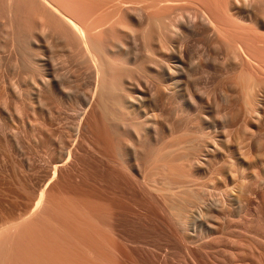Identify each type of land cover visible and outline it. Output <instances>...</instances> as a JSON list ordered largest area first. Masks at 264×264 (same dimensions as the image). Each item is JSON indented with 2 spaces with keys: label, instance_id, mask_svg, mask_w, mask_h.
Segmentation results:
<instances>
[{
  "label": "rangeland",
  "instance_id": "rangeland-1",
  "mask_svg": "<svg viewBox=\"0 0 264 264\" xmlns=\"http://www.w3.org/2000/svg\"><path fill=\"white\" fill-rule=\"evenodd\" d=\"M42 1L0 0V230L6 232L15 219L21 222L33 211L32 215L39 216L43 235L54 232L55 237L39 234L41 238L35 241L38 230L33 238L29 225L33 243L16 242L14 234L26 236L29 232L19 230V224L16 231L8 230L10 235L0 243V253L5 250L0 264L13 258L12 264H39L34 256L41 251H45L40 253L45 264H61L63 260L62 264H75L74 260L79 261L76 264H264V100L261 98L259 104L260 117L244 113L241 98L235 96L240 92L230 85L240 73V58L228 37L224 40L215 31L210 35V29L200 28L171 39L162 26L167 21L162 20L166 10H171L163 3L167 5L169 0L159 5L154 0L156 4H152L160 7L162 3L165 9L160 8L166 12L159 17L149 14L152 22L143 15V23L130 18L128 9L142 5L143 12L146 2L153 0H46L56 11ZM119 1L125 6L118 7L122 10L120 19L117 9L110 14L121 22L113 23L114 28L98 29L102 32L94 28ZM190 1L198 7L203 3V11L196 6L197 12L189 5L199 15L209 7L211 12L219 1V8L226 13H222L223 21L232 13H248L233 6L235 0H187L185 6L192 4ZM246 1L256 16H264V0ZM128 4L132 5L128 8ZM190 10L186 13L194 14ZM58 12L88 26L89 33L93 32L90 42L94 48L98 46V52L108 48L107 54L100 51L104 67L99 79L94 78L93 63L77 43V36L68 31L65 16L59 17ZM160 15L163 28L158 25ZM231 15L237 30L249 24L246 26L253 25V30L264 35L262 25L238 21ZM123 42L131 51H117L116 45ZM187 44L195 54L194 63L202 61L203 69L193 72L195 84L183 78L178 85H171V94L156 91L155 99L141 101L143 108H155L156 116L149 120L152 126H147L145 117H139L140 100L132 95L134 112L128 113L123 95L131 92L136 81L143 84L144 67L155 70L143 61L146 49L152 47L160 58H167L171 46L179 49ZM195 154L204 162L190 166ZM43 191L42 200L48 198L49 206L41 202L50 209L48 214L37 201ZM36 202L40 211H36ZM63 214L69 224L64 223ZM45 215L54 227L43 219ZM58 222L64 223L60 225L64 230ZM31 224L33 227V220ZM22 236L21 240L31 238ZM9 239L14 240L12 245ZM41 239L50 242L46 244L52 251ZM15 244L18 247L12 249ZM63 246L71 254L66 248L63 252ZM47 248L55 255H44ZM6 251L13 255L7 256Z\"/></svg>",
  "mask_w": 264,
  "mask_h": 264
},
{
  "label": "bare ground",
  "instance_id": "bare-ground-1",
  "mask_svg": "<svg viewBox=\"0 0 264 264\" xmlns=\"http://www.w3.org/2000/svg\"><path fill=\"white\" fill-rule=\"evenodd\" d=\"M45 2H46V0H44ZM157 2V4L159 5V3H160V1L162 2V0H156ZM170 1V0H169ZM168 1V2H169ZM173 1V2H172ZM177 1V0H176ZM179 1V0H178ZM175 2V0H171V2H169V3H171V4H168V2L166 3L167 5H165L163 2V5L164 6H166V9H170V8H167V7H171V10L173 11V13H172V15L170 14V12H172L171 10H166V11H168V12H166V14L164 15V11L162 12V10H161V6H162V3L160 4L161 6L159 7L158 5L155 7V1L153 0L152 2H146V3H148L147 5L149 6V8L151 7L152 9H147V10H149L148 12H147V10L145 9V7L147 6L145 3V5H144V8L142 7V9L145 11V12H147V15H146V13H144L143 14V12H141L142 10H141V4H139V5H141L140 6V9H137V7L139 8V6H137V5H135V6H137V7H134V5H133V7H131L130 9H128L132 4H128L129 6H128V10H129V17L130 18H132V19H135V20H137L138 22H142L143 21V18L145 17H147L149 14H151V16H153L154 17V15L157 17V15H158V17H159V13L162 15H164L163 16V19L161 18V15H160V20L162 19L163 21L166 19L167 21H164V22H166V23H164L162 20L159 22V19L157 20V18H156V20L160 23V24H158L159 26H161L162 24H161V22H163L164 24L162 25V26H164V28L163 29H165V32L166 33H168L169 35H171V39L172 38H176V37H178V36H183V33H185V32H188V33H195V32H198L199 30H200V28H202L203 30H205V29H210L211 30V32L213 31H215V34L216 35H221V38H223L224 36H227L228 38V40H229V42L228 43H232V46L234 45V47H235V49H236V51H237V53H238V57L240 58H238L239 59V62H240V73H238V76H234V77H237L236 79H234L233 80V82L230 84V85H232V89H234V90H236L235 92H238V94H239V92H240V94L239 95H235V96H238V97H236V98H241V101H242V107L244 108V113H246L247 114V116L248 117H260L261 115V112H260V102H261V98L264 100V35L263 34H261V32L260 31H256V29L255 30H253L254 29V26L252 25V27H249V26H246V25H249V24H245V27H244V25H243V30H240V31H243V32H240L239 30H237L238 28H236L235 27V25H234V23H233V20L232 19H234V18H229L230 17V15L229 14H227V15H229V16H227L225 19L226 20H224L223 21V19L221 20V17L223 16L222 15V10H221V8H219L220 7V5H222V4H220L219 3V1L218 2H215V3H217L216 4V6L214 5L213 6V4L214 3H210V5H212L213 6V10H215V11H211L212 13H214L215 12V14L216 15H213L211 12H210V9H212V7H209V6H207L206 5V8H208L209 7V10L206 12V9H205V12H203L202 13V9H204V6H203V8L201 9V7H202V4L200 3V5H201V7L199 6L198 7V5L196 4V6H197V9H201L202 11H199L200 12V15L199 14H197L196 12H197V10H196V6H193V2L192 1H190V2H192V4H187L186 6H185V4L187 3V0H184L183 2H184V4L182 3V2H180V4H179V2ZM189 1V0H188ZM204 1V0H203ZM213 1V0H212ZM227 1V0H226ZM225 1V2H226ZM45 2H43L42 1V4L44 5V3ZM47 2H49L48 0H47ZM46 2V3H47ZM50 2H51V0H50ZM53 2V1H52ZM55 2V1H54ZM159 2V3H158ZM189 2V3H190ZM195 2V1H194ZM198 2H200V1H198ZM220 2H222V1H220ZM248 1H246V0H235V1H233V6L235 5L239 10L240 9H244V10H246V11H248V13L246 12V14H243V13H232L234 16H235V18L236 19H238V21L240 20V21H244V22H247V21H249V22H251L252 24H254V25H256V26H258L259 24L260 25H262L263 27H264V16H260V17H258V16H256V13L254 14V10L252 9V6L250 7V5H249V3H247ZM122 3V5H124V3L123 2H121ZM120 3V1H119V3H113L112 4V6H113V8H112V11L109 9L108 11H109V16L111 15L110 13L112 12H116L117 10V16H119L118 15V13L120 12V11H122V10H120V9H118V7L120 8V7H125V6H121V5H119V4H121ZM126 3V2H125ZM152 3H155V4H152ZM254 3V2H253ZM48 5H49V3H47ZM51 4V3H50ZM56 4V3H55ZM183 4V5H182ZM205 4H207V2H205ZM204 4V5H205ZM220 4V5H219ZM47 5V6H48ZM126 5V7H127V3L125 4ZM152 5H154V7L152 6ZM170 5V6H169ZM189 5L191 6V7H195L194 8V10H196V12H194V10L192 9V8H190L189 7ZM195 5V4H194ZM219 5V6H218ZM252 5V4H251ZM257 5V4H256ZM50 6V5H49ZM48 6V7H49ZM53 6H55V5H53ZM109 6H111V4L110 5H108V7ZM147 6V7H148ZM50 7H52V5L50 6ZM146 7V8H147ZM157 7H159V9L161 10V11H159V9L157 8ZM190 8V9H186V8ZM254 7V6H253ZM57 8V7H56ZM155 8H157L158 10L157 11H155L156 9ZM162 8H163V6H162ZM227 8V7H226ZM235 8V7H234ZM106 9V8H105ZM117 9V10H116ZM123 9V8H122ZM125 9V8H124ZM153 9H155L154 11H155V13H154V11H153ZM163 9H165V8H163ZM223 9V8H222ZM49 10H50V8H49ZM51 10H54V11H56V9H54L53 7H52V9ZM102 10H104V9H102ZM115 10V11H114ZM191 11L192 13L194 12V14H191V13H186L187 11ZM237 10V9H236ZM153 11V12H152ZM227 11V10H226ZM241 11V10H240ZM239 11V12H240ZM51 12H53V11H51ZM103 12V11H102ZM162 12V13H161ZM242 12H244V11H242ZM106 12H104V14H105ZM121 13V12H120ZM152 13L154 14V15H152ZM167 13H168V15H167ZM202 13V14H201ZM55 14V13H54ZM58 14H60V16L59 17H61L63 14H64V12H62V14H61V12L59 13L58 12ZM67 14V13H66ZM169 14L171 15V16H169ZM224 15L226 14V13H223ZM69 15V14H68ZM106 15V14H105ZM104 15V16H105ZM143 15H144V17H143ZM146 15V16H145ZM233 15H231V16H233ZM264 15V14H263ZM57 16V15H56ZM63 16H65V15H63ZM103 16V15H102ZM103 16V17H104ZM108 16V13H107V18H105V20L102 18V17H100V18H102V19H98V21H100L99 23L97 22V23H94V21H93V23L95 24H93L94 25V28H96L97 30L98 29H100V30H103V28L104 29H106L107 28V26L108 25H110V26H108V27H111V25L113 26V23L115 24V26H116V24L119 22H121L119 19H120V17L122 16H119V19L117 20V18L115 19L114 18V15L112 16H110L109 17ZM116 16V15H115ZM150 16V17H151ZM58 17V16H57ZM69 17V16H68ZM67 16H65V17H62L63 19H64V21L66 22V24H67V26L70 28V30H68V31H70L71 32V30L74 32V36L76 35L77 36V39H78V42L77 43H81V46H82V48H83V50L85 51V52H83V53H85L86 55V58H88V61H91L92 63H93V66H94V69H95V76H94V78L96 77V79H99V77H100V74H101V68H103V67H101V61L103 60V58H102V60L100 59V51H102V50H100L99 52H98V46H97V49L96 48H94V46H93V44L90 42V38L92 37V36H90V34L91 33H93V32H91V33H89V30H90V28H88V26H86V25H83L84 23H82V21L79 23V22H77V20L76 21H74V20H72V19H70V18H68ZM98 17V16H97ZM109 17V18H108ZM150 17L148 16V21L150 20ZM96 18V17H95ZM154 18V19H155ZM76 19V18H75ZM97 19V18H96ZM95 19V20H96ZM115 19V20H114ZM151 19L153 20V18L151 17ZM229 19H230V22H229V24L228 23H226V21L228 20L229 21ZM236 19H235V21H236ZM91 20V19H90ZM93 20V19H92ZM91 20V21H92ZM117 20V21H116ZM123 20V19H122ZM145 20V19H144ZM232 20V21H231ZM113 21H116V23L115 22H113ZM151 21V20H150ZM149 21V22H150ZM234 21V22H235ZM62 22V21H61ZM64 22V23H65ZM152 22V21H151ZM237 22V21H236ZM62 24V25H65V24ZM143 23V22H142ZM233 23V24H232ZM91 24V23H90ZM230 24L231 25H233V26H230ZM93 25H92V27H93ZM118 25V24H117ZM115 26H113L112 28H114ZM68 27H66V28H68ZM106 27V28H105ZM261 27V26H260ZM65 28V29H66ZM256 28V27H255ZM119 29V28H118ZM147 29H148V27H147ZM91 30H93V29H91ZM100 30H98V31H100ZM115 30V29H114ZM117 30V29H116ZM144 30H146V29H144ZM66 31H67V29H66ZM97 31V32H98ZM209 31V30H208ZM207 31V32H208ZM73 32H71L72 34H73ZM100 32H102V31H100ZM99 32V33H100ZM104 32V31H103ZM122 32V31H121ZM127 32V31H126ZM144 32V31H143ZM143 32H141V33H143ZM213 32L210 34V35H212L213 34ZM69 33V32H68ZM118 33V32H117ZM264 33V32H263ZM70 34V33H69ZM68 34V35H69ZM126 34V33H125ZM222 34H223V36H222ZM91 35H93V34H91ZM123 35V34H122ZM216 35H214V36H216ZM75 36V37H76ZM144 36V35H143ZM142 35H141V37H143ZM134 37V36H133ZM75 39V38H74ZM120 39V38H119ZM133 39H135V37L133 38ZM145 39V38H144ZM226 39V40H227ZM92 40V39H91ZM224 40H225V37H224ZM101 41V40H100ZM169 41V40H168ZM172 41V40H171ZM118 42V41H117ZM120 42H122L121 40H120ZM227 42V41H226ZM103 43V42H102ZM119 43V42H118ZM229 45H231V44H229ZM173 46H175V45H173ZM102 47V49H103V46H101ZM105 47V46H104ZM124 48H128L130 51H131V49H130V47L127 45L126 46V43H120V44H118V45H116V49H117V51L118 50H120V49H123L124 50ZM146 48H148V47H146ZM146 48H144V49H146ZM152 48V47H151ZM146 49V51L147 52H145L144 53V58H143V61H145V62H147L148 63V65L150 66V67H152L153 69H155V70H151V69H147V68H145L144 67V69H143V71H144V73H145V75H146V80H143L142 82H143V84L141 83V82H139V81H136L135 83H134V86L132 87V90H131V92L130 93H128V94H126V95H123V99H122V103H125V104H123L124 105V107H126V109H129V112L128 113H132V112H134L133 111V109H132V105H133V102L131 101V97H132V95H134V96H136L135 98H134V100L137 98L138 100H140V101H138V106H137V108H138V110L140 109V112L142 113L141 114V116H139V117H145V119H146V124H147V126H152V122L150 123L149 122V120H151L150 118H152V117H155L156 115L154 114L155 113V111H154V109H146V108H143L142 107V103H141V101H147L146 100V98L148 97V99L150 98V100L151 99H155V92L156 91H158L159 93H168V94H171V85L172 86H176V85H178L182 80H183V78H185L186 80H188V82L191 84V85H193V84H195V80H194V78L192 77V74H194L193 72H195V71H197L198 70V68H202V61L200 62L199 61V63H198V65H196V63H194L195 62V58H193V57H195V54H194V52H193V50H192V48L190 47V45H185V46H181V48H179V49H174L172 46H171V49H170V56H168L167 58H160L159 56H158V52H156L155 50H153V49ZM165 48H168V44L167 45H165ZM108 49V48H107ZM107 49H105L104 51H102V52H104V53H106L107 54ZM80 50V49H79ZM82 50V49H81ZM82 50V51H83ZM82 53V52H81ZM234 53V52H233ZM88 56V57H87ZM102 56V55H101ZM106 56V55H105ZM200 57H202V55L200 56ZM199 57V58H200ZM237 57V56H236ZM171 58H173V60L171 59ZM184 58H186V59H184ZM90 59V60H89ZM105 60V59H104ZM159 60L161 61V62H159ZM185 60H187L188 61V63L185 61ZM200 60V59H199ZM86 61H87V59H86ZM90 63V62H89ZM102 63L104 64V62L102 61ZM187 65V66H186ZM236 65V64H235ZM203 69V68H202ZM104 70H105V68H104ZM103 69H102V71H104ZM155 71H157V74H155ZM103 74V73H102ZM237 75V74H236ZM144 78V79H145ZM152 78V79H154V80H150V79ZM103 80V79H102ZM156 80V83L155 82H151V81H155ZM101 81V80H100ZM99 81V82H100ZM98 82V83H99ZM98 83H96V84H98ZM95 84V83H94ZM99 85V84H98ZM104 85V84H103ZM96 87V86H95ZM99 87V86H98ZM97 88V87H96ZM103 88V87H102ZM101 88V89H102ZM115 88V87H114ZM119 89V88H118ZM179 89V88H178ZM184 89H186L187 91H188V93H187V95H189L190 96V98L192 99L193 98V100H194V97L192 96V94H191V92H190V90L188 89V87H186L185 86V88ZM96 91H98L97 89H95ZM121 90H125V92H126V88L125 89H122L121 88ZM175 90H177V89H175ZM94 91V90H93ZM114 91V90H113ZM116 92V91H115ZM119 92V91H118ZM121 92V91H120ZM125 92H121L122 94L123 93H125ZM127 92H128V90H127ZM95 93V92H94ZM94 93H93V95H94ZM120 93V94H121ZM200 93V92H199ZM261 93H262V95H261ZM96 94V93H95ZM119 94V93H118ZM201 94V93H200ZM195 95V94H194ZM90 96H91V94H90ZM96 96V95H95ZM121 96V95H120ZM133 96V97H134ZM188 96V97H189ZM258 96H260V99L259 98H257ZM262 96V97H261ZM256 97V98H255ZM189 98V99H190ZM133 99V98H132ZM84 101H85V103L87 102V97H85L84 99H83ZM88 100H89V98H88ZM149 101V100H148ZM89 102V101H88ZM151 102H153V101H151ZM194 102H195V100H194ZM90 103H88V105H89ZM192 104V103H191ZM194 104H196V103H194ZM193 104V105H194ZM153 105H154V103H153ZM87 106V105H86ZM90 106V105H89ZM194 106H197V105H194ZM196 108V107H195ZM198 108V107H197ZM243 108H242V110H243ZM195 110V109H194ZM197 110V109H196ZM128 111V110H127ZM202 113V112H201ZM132 115V114H131ZM130 115V117H132ZM136 116V115H135ZM246 116V117H247ZM262 116H264V114L262 115ZM138 117V116H137ZM144 127H146V126H144ZM145 129V128H144ZM145 131V130H144ZM192 159H193V161H191L190 162V166H195V165H197V164H199L200 162H202L203 160H201L202 158L200 157L199 158V156H198V154H195V155H193L192 156ZM204 162V161H203ZM143 183H141V185H142ZM143 188V187H142ZM45 190V189H44ZM45 191H43V192H41V194H40V197H39V200H37L38 202H39V205H40V203H42L41 201H43L42 199L44 198L43 196H44V193ZM45 199H47L48 200V198H45ZM45 199H44V201L43 202H46L45 201ZM49 201V200H48ZM38 202H36V211H40L41 209H44V208H42L43 206H41V209L39 210V209H37V207H38ZM49 203V202H48ZM45 203H42V205H44ZM46 207L47 206H49V204L47 205V202H46ZM45 205H44V207H45ZM45 207V214H48V213H50L49 211H50V209L49 210H47V208ZM39 208V207H38ZM53 208V207H52ZM83 209V208H82ZM43 210V211H44ZM94 210V209H93ZM30 211V210H29ZM35 211V210H34ZM43 211H41V212H43ZM46 211H48L47 213H46ZM64 211V210H63ZM32 212L33 211H31V215L29 214V216H27V218H25L26 217V215L25 214H27V213H25L24 215H25V219L23 218V219H21L22 221L20 222V221H18V222H16V219L14 220L15 222H14V224L11 226V223H10V225L9 226H7V231L9 230V231H16V229H17V227L19 228V224H20V228H19V230L21 229V231L22 230H24V229H22V228H25L26 229V231H29V232H26V236L29 238V237H31V235L32 234H34L35 232H36V230H38L36 233L38 234V236L36 235V234H34V235H32V236H34L33 238H35V235L37 236L36 237V240L35 241H38L37 239H38V237H40L41 238V234H42V238H47L46 237V235H49V234H46L45 236L43 235V233L42 232H44V231H41L40 230V227H39V225H40V219H38L37 220V218H39V216H35L34 214L32 215ZM90 212V211H89ZM88 212V213H89ZM92 212V211H91ZM58 213H59V211H58ZM62 213V212H61ZM64 213H66V212H64ZM70 214V213H69ZM51 215V214H50ZM57 215H59V214H57ZM66 215V214H65ZM72 215V214H71ZM86 215V214H85ZM91 215V214H90ZM20 216H23V215H20ZM49 216V215H48ZM62 216V215H61ZM60 216V217H61ZM63 216H64V214H63ZM67 216V215H66ZM66 216H64V218L62 217V219H64L65 221H64V223H66L67 222V220H66ZM76 216V215H75ZM32 217H35L36 219H32ZM44 218L43 219H45V220H47L46 222H47V224H48V222L50 223L51 222V220L45 215V216H43ZM45 217H47V218H45ZM56 217V216H55ZM59 217V216H58ZM57 217V218H58ZM71 217V216H70ZM91 217V216H90ZM21 218V217H20ZM72 218V217H71ZM71 218H69V216H68V218L67 219H71ZM48 219L50 220V221H48ZM51 219H52V217H51ZM59 219V218H58ZM74 219H75V217H74ZM18 220V219H17ZM29 220V221H28ZM32 220H33V222H34V226H36L35 228H33L32 227ZM35 220H37V223L35 222ZM61 220V218L59 219V221ZM23 221H24V224H27V226L26 225H24V224H22L23 223ZM26 221H28L29 223H27ZM55 221H57V219L55 220ZM62 221V220H61ZM60 221V222H61ZM13 222V221H12ZM69 222H71V221H69ZM59 223V222H58ZM63 223V222H62ZM62 223H59V228L62 226L61 224ZM63 223V224H64ZM68 223V222H67ZM66 223V224H67ZM71 223H73V222H71ZM23 226H22V225ZM37 224H38V227H37ZM51 224H52V227H54L53 226V223L51 222ZM65 224V225H66ZM69 224V223H68ZM31 226V228H30V226ZM61 225V226H60ZM64 225V226H65ZM73 224H71V225H67V226H72ZM11 226V228H9L8 229V227H10ZM22 226V227H21ZM24 226H26V227H24ZM67 226H65L66 228H67ZM2 227V226H1ZM4 227H6V226H3V229H4ZM27 227L28 228H30V230L32 231V234L30 235L29 233H30V230H27ZM51 227V228H52ZM64 227V228H65ZM75 227V226H74ZM37 228H39V229H37ZM62 228V227H61ZM65 228V229H66ZM69 228V227H68ZM73 228V227H72ZM71 228V229H72ZM50 229V228H49ZM55 229V228H54ZM70 229V228H69ZM68 229V230H69ZM75 229V228H74ZM6 230V229H5ZM44 230H45V228H44ZM51 230H53V229H51ZM56 230H58L59 232H57L58 234L59 233H61L62 231H60L59 229H56ZM61 230H64L63 228L61 229ZM6 231V232H7ZM8 231V232H9ZM25 231V230H24ZM46 231V230H45ZM50 231V230H49ZM54 231V230H53ZM52 231V232H53ZM66 231V230H65ZM76 230H74L73 232H75ZM6 232H4V230H0V243H1V241H2V239L7 235L8 236V234L10 235V233H6ZM41 232V233H40ZM48 232V231H47ZM51 232V231H50ZM68 232H71V230L70 231H68ZM72 232V234L74 235V233ZM81 232H82V230H81ZM22 233V232H21ZM56 233V234H57ZM75 233H79V232H75ZM40 234V235H39ZM50 234H53V235H49L48 236V238H50V237H55V234H54V232L53 233H50ZM57 234V235H58ZM64 234V236H67L66 235V232L64 233V231L62 232V235ZM80 234V233H79ZM12 235V234H11ZM22 235H24V236H22ZM29 235V236H28ZM81 235V234H80ZM79 235V236H80ZM19 236V237H18ZM25 237V239L27 238L26 236H25V234H20L19 233V235H17V237L19 238V239H17V237H16V234H14L13 235V239L14 240H16V242H18L17 240H20V241H28L27 243H29V244H32L33 243V241H31V239H33L32 237L28 240V239H26V240H21L20 239V237ZM69 236V235H68ZM78 236V235H77ZM78 236V237H79ZM84 236V235H83ZM10 238L12 237V236H9ZM8 237V238H9ZM53 237V238H54ZM73 237V236H72ZM67 238V237H66ZM74 238H77V237H75L74 236ZM100 238V237H99ZM59 239V238H58ZM71 239H73V238H71ZM6 240V239H5ZM9 240H11V239H9ZM14 240H11V243L10 242H8V244H11L12 245V241H14ZM34 240V239H33ZM41 240H44V239H41ZM48 240H50V239H48ZM52 240H54V239H52ZM52 240H50V241H52ZM77 241L79 240V239H76ZM81 240V239H80ZM84 240V239H83ZM86 240V239H85ZM95 240V239H94ZM93 240V241H94ZM97 240V239H96ZM95 240V241H96ZM103 240V239H102ZM45 241V244L48 242L47 240H44ZM54 241H56V238H55V240ZM69 241V240H68ZM74 241V240H73ZM89 241H90V239H89ZM16 242H13V243H16ZM30 242H32V243H30ZM43 242V241H42ZM41 242V243H42ZM66 242H67V240H66ZM71 242V241H70ZM79 242H81V241H79ZM79 242H78V244H79ZM90 242H92V241H90ZM5 243H7L6 241H5ZM4 243V245H8V244H5ZM41 243H39V244H41ZM48 243H50V242H48ZM57 243V242H56ZM59 243V242H58ZM61 243H63L62 241H61ZM72 243V242H71ZM74 243V242H73ZM72 243V244H73ZM77 243V242H76ZM89 243V242H88ZM1 244H3V243H1ZM17 244V243H16ZM16 244L15 245H13V247H11V245H10V247L12 248V249H14V246H15V248H17L16 247ZM22 244H24V243H22ZM37 244L38 243H36V244H34V246H37ZM44 244V245H45ZM55 244V243H54ZM63 244H66L65 242L63 243ZM62 244V245H63ZM70 244V243H69ZM82 244V243H81ZM81 244H80V246H81ZM84 244H85V242H84ZM43 244H42V246H44ZM47 245V244H46ZM49 245H51V244H49ZM75 245V244H74ZM74 245H68V246H70V248H72V246H74ZM48 246V245H47ZM47 246H44V248H46ZM53 246V245H52ZM58 247H60L59 245H57ZM65 246V245H64ZM63 246V248H61L62 249V251L64 252L65 250H63V249H65L66 247H64ZM79 246V245H78ZM79 246V247H80ZM89 246V245H88ZM33 247V246H32ZM38 248H39V245L37 246ZM54 247H55V245H54ZM75 247V246H74ZM90 247V246H89ZM21 248V247H20ZM26 248V247H25ZM34 248H36V247H34ZM40 248L42 249V250H44V248H42L41 246H40ZM48 248L51 250V248H50V246H48ZM47 248V249H48ZM53 248V247H52ZM82 248V247H81ZM86 248V247H85ZM5 249V248H4ZM47 250L46 251V253L44 254V255H46L50 250ZM56 249H57V247L56 248H54V251H56ZM61 249H59V250H61ZM67 249V248H66ZM69 249V248H68ZM67 249V250H68ZM76 249L78 250V248L76 247ZM84 249V248H83ZM82 249V250H83ZM100 249V248H99ZM104 249V248H103ZM1 250H3V249H1ZM19 250V249H18ZM33 250H36V249H33ZM32 250V251H33ZM37 250H39V249H37ZM46 250V249H45ZM77 250H75V251H77ZM81 250V249H80ZM81 250V251H82ZM86 250V249H85ZM4 251L5 250H3L2 252L3 253H0L1 255L2 254H4ZM9 252L11 251V253H13L12 252V250H8ZM8 251H6L7 252V256H12L13 254H9V252ZM14 251V250H13ZM20 252H21V249L19 250ZM26 251V250H25ZM40 251V250H39ZM52 251V250H51ZM99 251V250H98ZM100 251H102V249L100 250ZM20 252H18V253H20ZM36 252V251H35ZM34 252V253H35ZM41 252H45V251H41ZM41 252H36L37 254L39 253V255L38 256H34L33 254V256H34V258H37V260H34V261H38V258H39V261H40V263L39 264H45V263H41L43 260H44V258L40 255V253ZM68 252H69V250H68ZM67 252V253H68ZM91 252V251H90ZM15 253H16V250H15ZM17 253V254H18ZM22 253V252H21ZM26 253L28 254V252L26 251ZM49 253H51L52 254V252H49ZM57 253H59V252H57ZM70 253V252H69ZM74 254L76 253V252H73ZM78 253H80L79 251H78ZM78 253L76 254V255H78ZM95 252H93V254H94ZM9 254V255H8ZM17 254H15V255H17ZM23 254H25V252H23ZM29 254H31V252L29 253ZM64 254V253H63ZM62 254V255H63ZM71 254V253H70ZM70 254H68V255H70ZM101 254H102V252H101ZM5 255V254H4ZM14 255V256H15ZM21 255V254H20ZM26 255V254H25ZM48 255V254H47ZM46 255V256H47ZM52 255H55V253H53ZM65 255H67L66 253H65ZM96 255V254H95ZM39 256H41V257H39ZM58 256H61V254H59ZM64 256V255H63ZM74 256V255H73ZM80 255H78V257H79ZM16 257V256H15ZM19 257V256H18ZM21 257V256H20ZM26 257H28V255L26 256ZM49 257H51V256H49ZM49 257H45V258H49ZM68 257V256H67ZM67 257L66 256H64V258H66V260H67ZM92 257V256H91ZM0 258H2L1 256H0ZM17 258V257H16ZM33 258V259H34ZM41 258H43V260H41ZM61 258H63V257H61ZM75 258H77V256H75ZM96 258V257H95ZM23 260H24V258H23ZM80 260H81V258H80ZM82 260H83V258H82ZM91 260H93V258H91ZM11 261H14V258H13V260H11ZM10 261V263L12 264V262ZM31 261H32V258H31ZM45 261V260H44ZM43 261V262H44ZM60 261V260H59ZM64 261V260H63ZM63 261H62V263H63ZM85 261V260H84ZM3 262V261H2ZM9 262V261H8ZM15 262V261H14ZM17 262V261H16ZM19 262V261H18ZM18 262H17V264H18ZM47 262L48 261H46V264H47ZM61 262V261H60ZM67 261H65V263H66ZM74 262H78L79 263V261H75L74 260ZM82 262V261H81ZM91 262H93V261H91ZM10 263H8V264H10ZM61 263V264H62ZM75 263V264H76ZM86 263V262H85ZM14 264V263H13ZM25 264H27V263H25ZM56 264V263H55ZM68 264V263H67ZM90 264V263H89ZM99 264V263H98Z\"/></svg>",
  "mask_w": 264,
  "mask_h": 264
}]
</instances>
